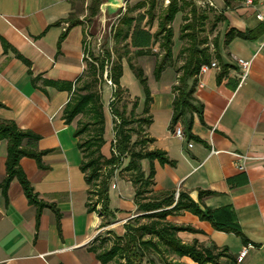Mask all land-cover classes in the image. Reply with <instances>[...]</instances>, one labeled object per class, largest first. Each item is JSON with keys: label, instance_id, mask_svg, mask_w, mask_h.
I'll list each match as a JSON object with an SVG mask.
<instances>
[{"label": "crops", "instance_id": "obj_1", "mask_svg": "<svg viewBox=\"0 0 264 264\" xmlns=\"http://www.w3.org/2000/svg\"><path fill=\"white\" fill-rule=\"evenodd\" d=\"M134 1L125 0L123 12L129 8L134 16H144L141 27L155 34L158 18L149 25L145 1ZM106 2L101 0V6ZM208 2L219 14L214 30L206 32L210 65L218 67L197 76L196 110L175 128L187 136L177 137L170 130L173 88L184 64L177 67L185 46L179 27L173 28V57L164 68L174 76L165 81L163 75L155 85L149 83L152 102L147 116L152 123L144 124V136L154 140L144 151L163 152L173 164L141 162L145 179L153 170L142 200L136 197L138 186L117 169L109 185L110 214H106L101 205L95 206L88 175L82 170L85 158L76 136L79 119L68 123L64 112L86 77L92 56L98 57L104 46L114 48L112 30L106 43L100 41L98 32L92 35L97 23L104 25L108 18L102 16L101 6L99 14L90 17L93 0H0V121L12 122L20 131L38 137L35 142L25 139L22 148L39 155L19 159L34 203L18 178L4 187L8 139L0 136V264H101L94 248L104 230L136 225L140 218L146 223V216L156 212L143 211L140 205L161 201H170L161 210L171 213L165 223L191 229L178 234L182 244L198 242L206 248L226 249L235 260L247 248L246 258L237 264H264V25L256 18L264 0H254L252 5L247 0H197L204 9L211 8ZM122 16L117 15L110 28ZM179 16L184 17V12L172 25ZM232 29L249 38L236 36L226 43ZM151 50H161L159 43L148 53L132 49L133 62L145 69V59H157ZM240 59L250 64L244 82ZM123 66L125 75V67L130 68L126 61ZM104 113L102 154L109 159L116 143L115 122L105 106ZM135 137L139 135L133 134L132 141ZM239 156L248 158L243 171ZM128 163L124 159L122 168ZM181 193L202 210L230 207L240 235L217 231L188 211L173 212ZM124 214L130 216L124 218ZM164 256L180 264H197L189 257ZM162 258L152 254L143 264H159ZM219 264L229 261L221 258Z\"/></svg>", "mask_w": 264, "mask_h": 264}, {"label": "trees", "instance_id": "obj_2", "mask_svg": "<svg viewBox=\"0 0 264 264\" xmlns=\"http://www.w3.org/2000/svg\"><path fill=\"white\" fill-rule=\"evenodd\" d=\"M179 1L182 3L181 5H179ZM100 6L101 0H93L89 10L91 18H95L99 14ZM156 7V1L149 0V8L146 13L148 24H152L156 18L159 20L158 30L153 35L150 31L141 27V22L145 19L144 16H134L133 11L129 8L124 14L123 12L119 13L123 16L117 26L112 29L115 41L114 48L112 51L105 49L101 57L92 56L93 62L89 64L86 77L77 85L64 112L68 123L75 121L79 115H83L87 119L84 123L78 125L76 132V136L81 139L80 149L83 151L85 158L82 170L88 175V184L91 186L92 194L96 199L95 206L101 205L103 212L106 214H110L109 185L117 169H121L120 175L138 186L136 197L142 200L145 193H147V188L152 183L153 170L151 169L150 176L145 179L141 162L143 160L150 162L158 160L162 165L173 164L163 152L158 150L144 151L148 143H153L154 140L144 136V129L140 125L149 126L152 119L144 116L145 113L137 116V99L132 100L128 97L125 99L126 104L122 108L119 107L124 100V96L128 93L120 83L124 75V61L127 62L130 70L144 87L146 115L152 102L147 79L143 70L133 62L131 50H146V53H148L154 43H159V47L164 51V55L155 70L156 77L159 79L164 71L166 61L171 60L173 57L174 30L172 23L180 12L190 8L189 16L184 15V24L180 29L179 38L187 45L183 47L180 53L185 56V62L181 67L178 85L173 88L176 96L173 102L174 114L170 125L171 131L175 130L178 122L183 117L196 110L194 93L198 82L197 76L203 65H210V55L206 47L208 44L206 35L208 15L201 13L193 2L187 0H170L169 5L159 17L155 13ZM236 36L249 38L248 35L232 29L225 37L226 43H229ZM96 65H98L101 74L109 67L110 78L115 89H113V100L109 107L111 114L116 119V143L113 145L114 151L111 152L109 159L102 154V148L105 145V113L102 95L98 90L99 82L96 79ZM129 104L132 105V108L127 113V105ZM135 123L139 124L137 130L130 127ZM133 134L139 135L135 143L132 142ZM185 135L187 136V133ZM0 136H5L8 139L7 178L4 187L7 188L16 177L22 184L28 198L37 203L34 196H32V189L28 180L19 168V159L23 155L39 157L36 153L26 152L22 148L25 139L35 142L38 137L20 131L14 123L8 121H0ZM137 148L140 150L137 151ZM126 158L129 159V163L122 168L123 160ZM164 204H170V201L168 203L161 201L140 205L141 210L156 213H149L146 216V223H142V218H140L136 225L127 223L124 226L117 227L114 232L117 241L110 249L99 251L95 247L94 251L101 264H143L144 259L152 254L163 256L159 264H180L166 258L164 256L166 254L175 255L179 258L189 257L197 264H219L221 258L228 259L229 264H237V260L230 257L226 249L219 250L216 246L206 248L198 242H194L192 245L182 244L178 234L191 231V229L165 223L164 221L171 213L161 211ZM182 211H188L201 221L209 222L217 231L238 235L241 233L237 217L230 207L218 210H202L187 195L181 193L173 212L180 213ZM129 216V214L123 215L124 218Z\"/></svg>", "mask_w": 264, "mask_h": 264}, {"label": "rangeland", "instance_id": "obj_3", "mask_svg": "<svg viewBox=\"0 0 264 264\" xmlns=\"http://www.w3.org/2000/svg\"><path fill=\"white\" fill-rule=\"evenodd\" d=\"M136 1L137 0H135L133 3H136ZM144 1H145V5H144L143 10L146 11L148 9L149 0H144ZM155 1H156V4H157L155 13H156V16L159 17L160 15H162L166 5H168L167 1H170V0H155ZM190 2H193L194 5L197 6V8L199 9V11L201 13H205V14L208 15L209 21L206 24V32H211L212 30H214L215 23H216V21H217V19L219 17V14L216 13V10H214L212 8L204 9L201 6H198L197 0H193V1L191 0ZM178 3H179V5L182 4L180 1ZM189 12H190V8H186L185 11H184V15H188ZM182 25H183V17L179 16L177 22L172 25V28H176V30H178V28L181 27ZM96 27L97 28H95L93 30V32H92L93 34L92 35H94V34H96V32H98V35H100V38H101L100 41L106 43L108 41V39H109L108 31H107V25H106V27H103V25H101L100 23H97ZM183 45L186 46L187 44L184 42ZM105 49H109V48L107 46L102 47L101 48V52L98 53L99 57L102 56V53H103V51ZM150 52L153 55H155L157 57V59H152V58L145 59L144 62H143L144 66H145V69L140 67V66L139 67L144 72V76L147 79V85H148V88H149V91H150V95H152L150 87H149V83L151 85H155L156 82H159L161 80L163 75H164L163 76L164 80L167 81V80H169L170 75H171V78H172L174 76V74H172V73L170 74V73H168L166 71H163L161 73L160 78L158 79L156 77L155 70H156L157 65L159 63L158 59L159 60L161 59V55H163L164 52L162 50H158L157 52L155 50H151ZM92 62L93 61H91L90 63H92ZM184 62H185V56L180 55V60L178 62V66L177 67H180V65H182ZM125 68H126V72H125V75H123V77L121 79V82H120L121 86L123 88H125L128 92H131V94L134 96V98L137 99V101H138V106H137V109H136L137 116L144 115V113H145L144 116H147L146 112H145V110H146V94H145L144 87L139 83L138 79L133 74V72L130 69H128V67H125ZM106 69H108V71L110 72L109 67H107ZM106 69H105L104 73H102L103 74L102 75L101 72L99 71L98 65H96V70H97L96 79L99 82L98 90H99L100 94L102 95V101H103V104L105 106V110L108 113V115L110 116L111 115V110H110L109 104H110L111 99H112L113 89L111 87H109L108 83L106 82V71H107ZM180 71H181V68H180ZM176 73H178V71ZM124 86H126V87H124ZM128 97H130V96L127 93L124 96V100L119 105L120 108H122V106L126 104L125 103V99L128 98ZM131 108H132L131 104L127 105V113H129L131 111ZM77 119H79L78 121H80L79 123L77 121V125H79L80 123H84L87 120L86 117H83V115H79L77 117ZM113 120L115 122L116 119L114 118ZM138 126H139V124L135 123V124H133L130 127L133 128L134 130H137ZM140 126L144 129V124H141ZM136 141H137V137H135V139L132 142L135 143ZM114 228L113 227H107L104 230V232L99 236V238H98L99 243L97 244V249L99 251H102L104 249L105 250L110 249L114 245V243L117 241L116 234L114 233L115 232Z\"/></svg>", "mask_w": 264, "mask_h": 264}, {"label": "built area", "instance_id": "obj_4", "mask_svg": "<svg viewBox=\"0 0 264 264\" xmlns=\"http://www.w3.org/2000/svg\"><path fill=\"white\" fill-rule=\"evenodd\" d=\"M248 4L252 5L254 3V0H247ZM167 3L169 4V1H167ZM209 7L213 8L214 4L212 2H208L207 3ZM256 18L258 21H260L261 23H263L264 25V2L262 5V9H258L256 11ZM238 64L242 67V69L244 70V74L242 77V82H244L246 80V78L248 77L249 74V69H250V64L244 60H238ZM218 65L216 63H212L211 65H203L201 67L200 73L201 74H205L206 72H208L210 69H214L217 68ZM106 82L108 83V86L111 87L112 89H114V84L112 82V80L110 79V73L108 71V69H106ZM113 100V98L111 99V101ZM111 103V102H110ZM175 134L177 137L183 138L185 136L183 130L181 128H177L175 130ZM190 147H192V145H190ZM239 158H241L243 160V164L240 166V170H245V162L248 160L247 157H241L239 156ZM248 254V249L244 248L241 253L239 254V256L237 257V262L238 263H242L244 261V259L246 258Z\"/></svg>", "mask_w": 264, "mask_h": 264}, {"label": "water", "instance_id": "obj_5", "mask_svg": "<svg viewBox=\"0 0 264 264\" xmlns=\"http://www.w3.org/2000/svg\"><path fill=\"white\" fill-rule=\"evenodd\" d=\"M125 8V0H107L106 3H103L101 6L102 16L108 18V23H103L104 27L107 25L108 35L110 34L112 28V21L119 15L120 12H123ZM109 25V26H108Z\"/></svg>", "mask_w": 264, "mask_h": 264}]
</instances>
